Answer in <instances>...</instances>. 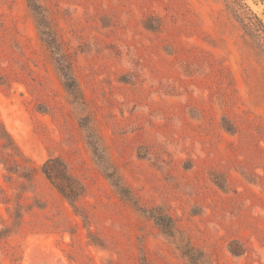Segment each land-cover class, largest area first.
I'll return each mask as SVG.
<instances>
[{
	"label": "rangeland",
	"instance_id": "obj_1",
	"mask_svg": "<svg viewBox=\"0 0 264 264\" xmlns=\"http://www.w3.org/2000/svg\"><path fill=\"white\" fill-rule=\"evenodd\" d=\"M34 1L57 49L0 0V264H264V0Z\"/></svg>",
	"mask_w": 264,
	"mask_h": 264
},
{
	"label": "trees",
	"instance_id": "obj_2",
	"mask_svg": "<svg viewBox=\"0 0 264 264\" xmlns=\"http://www.w3.org/2000/svg\"><path fill=\"white\" fill-rule=\"evenodd\" d=\"M28 3H29L28 7L30 8V10L38 16L39 20L36 21V23H37V26L40 28L39 33H40L42 41L48 46V48L57 49L59 46V43L57 42L55 35L49 31L42 30V27L46 25L45 16L42 13V11H43L42 7L39 6L38 4H36V2L34 0H28ZM243 21H245V20H243ZM252 21H255V22H252ZM248 22L249 23L246 22L244 24V22L240 21V23L243 25L244 29H246V30L248 29L247 32L250 33L249 35H255V37H256V24H257V28L259 29L258 31L260 33H262L263 37H264V26L260 22V20H258L256 18L255 15H253L252 18L248 19ZM55 58H56V63L61 66V64H59V63H61V61L65 60L66 55L62 53L59 56L57 55V57H55ZM59 69L64 71V68H62V66ZM1 79L2 78H0V81H1ZM66 79H67V76H66ZM64 85L68 87L67 82L66 83L64 82ZM0 140H2L4 142L11 143V139H10L8 133L6 132V130L4 129L1 121H0ZM63 171H65L63 169V166L58 164V161L53 160V159L48 160L43 166V173L48 178V180L51 181V183L54 185V187L59 191V193L63 197L70 200L69 196L67 195V193H69L70 189H69V191H67L66 189L62 188L60 185H57L52 180V174L53 173L55 176H60L61 174H63ZM63 175H65V174H63ZM65 177L67 179H69L67 176H65ZM156 223L158 225L160 224L162 226H166V225L169 226V224L159 223L158 221H156Z\"/></svg>",
	"mask_w": 264,
	"mask_h": 264
}]
</instances>
